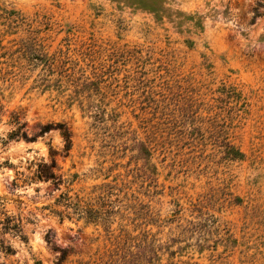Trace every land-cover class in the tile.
Masks as SVG:
<instances>
[{
  "label": "rangeland",
  "instance_id": "rangeland-1",
  "mask_svg": "<svg viewBox=\"0 0 264 264\" xmlns=\"http://www.w3.org/2000/svg\"><path fill=\"white\" fill-rule=\"evenodd\" d=\"M4 215L1 264H264V0H0Z\"/></svg>",
  "mask_w": 264,
  "mask_h": 264
},
{
  "label": "trees",
  "instance_id": "trees-1",
  "mask_svg": "<svg viewBox=\"0 0 264 264\" xmlns=\"http://www.w3.org/2000/svg\"><path fill=\"white\" fill-rule=\"evenodd\" d=\"M43 132H46V129L43 128ZM61 136L65 142L63 149L68 152L71 145L70 136L65 131H61ZM232 156L234 158H239L242 156V154L235 149V153H232ZM34 165L35 168L32 171V176L27 177L29 180L33 179L38 182L51 181L52 185L56 189H59V185L69 182V179L65 178L63 174L56 173L55 161L47 163L43 160H40L39 162H35ZM17 173L20 175L22 174L20 172ZM76 176L77 174L75 173L71 175V177ZM24 178L18 180L24 182ZM13 185H17L15 180ZM100 203L104 204L103 197L101 195L92 197L91 191L89 193H70L69 190L60 191L54 200V208H52L50 212L57 216L60 220L74 219L75 221L82 220L85 224L94 223L100 217L106 216V213L113 211L112 209H105L102 211V209L99 207L100 205L98 206ZM17 221L11 216L4 215V217L0 219V234L13 233L14 235H17L20 240L24 241L25 237L22 235V227L20 222ZM0 248L4 254L12 253V249L8 245L0 244ZM61 258H63V255Z\"/></svg>",
  "mask_w": 264,
  "mask_h": 264
}]
</instances>
